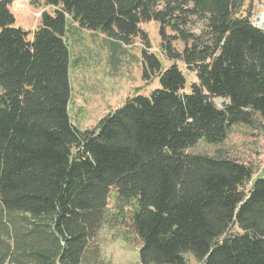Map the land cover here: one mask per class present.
<instances>
[{
    "label": "trees",
    "instance_id": "16d2710c",
    "mask_svg": "<svg viewBox=\"0 0 264 264\" xmlns=\"http://www.w3.org/2000/svg\"><path fill=\"white\" fill-rule=\"evenodd\" d=\"M13 1L0 0V264H81L112 190L141 264H186V253L200 264H264V176L246 190L247 164L187 152L264 118V30L251 21L253 6L44 0L53 12L42 11L29 31L14 25ZM68 17L114 47L139 38L141 77L155 75L159 87L128 97L91 128L76 126ZM150 21L172 62L164 69L140 27ZM177 61L195 74L188 90Z\"/></svg>",
    "mask_w": 264,
    "mask_h": 264
},
{
    "label": "rangeland",
    "instance_id": "374dc122",
    "mask_svg": "<svg viewBox=\"0 0 264 264\" xmlns=\"http://www.w3.org/2000/svg\"><path fill=\"white\" fill-rule=\"evenodd\" d=\"M253 6L251 21L257 23L256 16L264 8V0H246L245 6ZM15 16V26L33 31L39 24L42 11L53 12V7L45 5L44 0H14L10 6ZM203 24L195 22L191 30L198 33ZM140 27L147 33L151 47L148 50L161 62L162 69L172 64L160 50L158 23L144 22ZM169 34L172 32L168 31ZM31 34L28 38H31ZM66 41L71 54L69 77L71 98L68 109L72 122L80 129L93 127L109 111L124 103L135 94L148 96L159 87L154 75L143 80L141 50L143 44L134 38L129 45L114 47L101 32L80 28L68 17ZM176 50L183 49L180 40L173 41ZM176 64L185 75V89L188 90L195 74L188 71L182 62ZM219 107L223 99L213 100ZM187 152L206 153L234 158L251 167L253 173L245 189L251 182L264 176V118H258L254 125H233L226 140L220 145H209L199 141ZM112 190L108 199L107 219L92 239L81 264H141L138 256L139 241L128 227L126 220L114 208ZM186 264H200L191 253L184 254Z\"/></svg>",
    "mask_w": 264,
    "mask_h": 264
},
{
    "label": "bare ground",
    "instance_id": "6f19581e",
    "mask_svg": "<svg viewBox=\"0 0 264 264\" xmlns=\"http://www.w3.org/2000/svg\"><path fill=\"white\" fill-rule=\"evenodd\" d=\"M257 21V25H259L260 27H264V8L263 10L259 13L258 19Z\"/></svg>",
    "mask_w": 264,
    "mask_h": 264
},
{
    "label": "water",
    "instance_id": "95a60500",
    "mask_svg": "<svg viewBox=\"0 0 264 264\" xmlns=\"http://www.w3.org/2000/svg\"><path fill=\"white\" fill-rule=\"evenodd\" d=\"M258 19V16H256V20ZM254 26L258 27V28H261L264 30V27H260L259 25H257L256 23L254 24Z\"/></svg>",
    "mask_w": 264,
    "mask_h": 264
}]
</instances>
